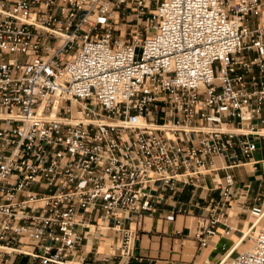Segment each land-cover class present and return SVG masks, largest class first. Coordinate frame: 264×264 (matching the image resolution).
Segmentation results:
<instances>
[{
	"label": "built area",
	"instance_id": "1",
	"mask_svg": "<svg viewBox=\"0 0 264 264\" xmlns=\"http://www.w3.org/2000/svg\"><path fill=\"white\" fill-rule=\"evenodd\" d=\"M260 143L264 0H0V264H74L101 239L131 260L160 189L222 169V206ZM244 236L212 264H264V228Z\"/></svg>",
	"mask_w": 264,
	"mask_h": 264
},
{
	"label": "crops",
	"instance_id": "2",
	"mask_svg": "<svg viewBox=\"0 0 264 264\" xmlns=\"http://www.w3.org/2000/svg\"><path fill=\"white\" fill-rule=\"evenodd\" d=\"M252 160L231 170L233 188L222 206L215 208V202L221 200L219 189L213 187V175L224 179L225 170L209 174L204 180V187L194 189L193 186L179 184L175 192L160 189L163 200L154 203L153 209L147 212L140 230L139 246L135 257L124 263L119 257L104 260L99 252H113L104 239L83 243L79 254L73 258L74 264H207L214 263L222 255L232 250V256L245 250L250 244L241 239L252 227L259 226L264 219V208L258 220L253 212L256 206L264 203V147L259 144ZM217 166L227 162L226 158L215 159ZM213 200V201H212ZM220 217L217 234L210 237L204 247L199 245L196 232L202 219L210 216L212 209ZM174 215L173 219H169ZM228 226L233 230L225 234ZM241 239V240H240ZM243 245L237 250L239 246ZM98 250V253H96ZM234 252V253H233Z\"/></svg>",
	"mask_w": 264,
	"mask_h": 264
},
{
	"label": "rangeland",
	"instance_id": "3",
	"mask_svg": "<svg viewBox=\"0 0 264 264\" xmlns=\"http://www.w3.org/2000/svg\"><path fill=\"white\" fill-rule=\"evenodd\" d=\"M261 228H264V219L260 222V224H259V226H257V227H254L253 228V231H258L259 229H261ZM245 245H249V244H251V242H250V240L249 239H246V240H244V242H243ZM243 245H241V246H239L238 248H237V250L239 249V248H241ZM236 252H238V251H236ZM233 257V256H232Z\"/></svg>",
	"mask_w": 264,
	"mask_h": 264
},
{
	"label": "bare ground",
	"instance_id": "4",
	"mask_svg": "<svg viewBox=\"0 0 264 264\" xmlns=\"http://www.w3.org/2000/svg\"><path fill=\"white\" fill-rule=\"evenodd\" d=\"M246 236H244V238H245ZM233 250V249H232ZM232 250H229L227 253H225V254H223L222 255V257H221V259L222 258H229V257H231L232 256ZM234 253V252H233Z\"/></svg>",
	"mask_w": 264,
	"mask_h": 264
},
{
	"label": "water",
	"instance_id": "5",
	"mask_svg": "<svg viewBox=\"0 0 264 264\" xmlns=\"http://www.w3.org/2000/svg\"><path fill=\"white\" fill-rule=\"evenodd\" d=\"M138 246H139V241L136 242V248H138Z\"/></svg>",
	"mask_w": 264,
	"mask_h": 264
}]
</instances>
